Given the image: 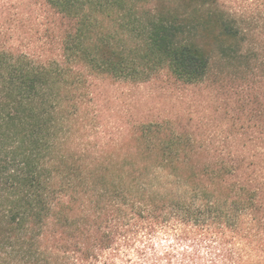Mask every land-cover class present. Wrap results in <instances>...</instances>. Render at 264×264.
I'll return each instance as SVG.
<instances>
[{"label": "trees", "instance_id": "trees-1", "mask_svg": "<svg viewBox=\"0 0 264 264\" xmlns=\"http://www.w3.org/2000/svg\"><path fill=\"white\" fill-rule=\"evenodd\" d=\"M183 1L139 38L104 23L120 0H42L58 23L0 0V264H264V46ZM163 71L240 98L229 145L150 123L89 141L95 79Z\"/></svg>", "mask_w": 264, "mask_h": 264}, {"label": "rangeland", "instance_id": "rangeland-1", "mask_svg": "<svg viewBox=\"0 0 264 264\" xmlns=\"http://www.w3.org/2000/svg\"><path fill=\"white\" fill-rule=\"evenodd\" d=\"M24 1V8L31 9L30 14L44 16L50 22H60V17L43 4L42 0ZM120 2L122 6L111 12L108 19L104 17V23L112 30H124L139 38L147 34L153 20L184 6L183 0ZM215 6L239 22L248 32V37L252 38L250 43L255 42L260 48L264 46V0H216ZM95 81L92 87L93 101L88 106V110L92 112L88 111L86 125V134L89 135L91 143H98L100 140L114 146L126 144L136 147L141 141L145 142L142 138L141 141L137 139L141 123H150L157 124L159 131L161 128L169 129L171 125L170 128L176 132H191L197 142L208 143L212 147L227 146L233 140L224 139V135L227 132L235 134L240 127V122L234 123V114L240 113V98L230 90L220 91L218 87L210 86L211 81L187 86L165 71L149 82L113 78ZM245 109L250 110L251 105L247 104ZM252 123L254 121L246 122L247 127ZM237 126L239 127L235 129ZM243 128L241 132L245 130V126ZM248 130L252 129L248 127ZM134 137L136 140H133ZM7 251L4 246H0L1 262L6 258Z\"/></svg>", "mask_w": 264, "mask_h": 264}]
</instances>
